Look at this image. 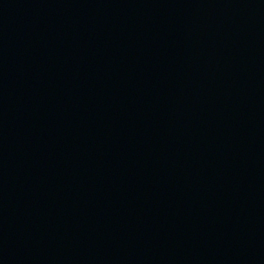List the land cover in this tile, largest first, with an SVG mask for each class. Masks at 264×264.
<instances>
[{"label": "water", "instance_id": "water-1", "mask_svg": "<svg viewBox=\"0 0 264 264\" xmlns=\"http://www.w3.org/2000/svg\"><path fill=\"white\" fill-rule=\"evenodd\" d=\"M0 264H264V0H0Z\"/></svg>", "mask_w": 264, "mask_h": 264}]
</instances>
